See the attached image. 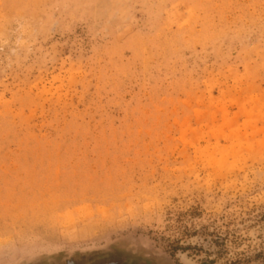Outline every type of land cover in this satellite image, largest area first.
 <instances>
[{"label": "rangeland", "instance_id": "374dc122", "mask_svg": "<svg viewBox=\"0 0 264 264\" xmlns=\"http://www.w3.org/2000/svg\"><path fill=\"white\" fill-rule=\"evenodd\" d=\"M0 264H264V0H0Z\"/></svg>", "mask_w": 264, "mask_h": 264}]
</instances>
